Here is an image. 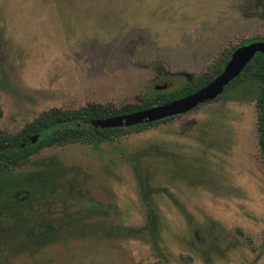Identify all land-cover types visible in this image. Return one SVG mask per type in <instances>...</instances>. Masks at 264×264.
<instances>
[{
    "label": "rangeland",
    "instance_id": "rangeland-1",
    "mask_svg": "<svg viewBox=\"0 0 264 264\" xmlns=\"http://www.w3.org/2000/svg\"><path fill=\"white\" fill-rule=\"evenodd\" d=\"M258 37L264 0H0V132L141 103ZM257 100L241 89L0 171V264H264Z\"/></svg>",
    "mask_w": 264,
    "mask_h": 264
},
{
    "label": "trees",
    "instance_id": "trees-1",
    "mask_svg": "<svg viewBox=\"0 0 264 264\" xmlns=\"http://www.w3.org/2000/svg\"><path fill=\"white\" fill-rule=\"evenodd\" d=\"M255 41H264V38H254L249 42H244L240 46ZM240 46L234 47L227 52H222L221 56L214 64L208 67L206 72L190 81H186L185 84L178 89L172 91L156 90L154 92H147L144 101L141 103L126 102L121 106H117L112 102H92L77 109L55 107L42 112L35 120L27 123L17 133L0 132V171L15 169L26 164L29 162L32 155L41 148L71 142H91L96 145L102 141H109L127 133L143 131L144 128L175 117L172 116L152 123L137 124L131 127L105 129H76L69 127L72 123L106 119L128 114L148 109L156 105L170 103L190 95L219 76L224 70L231 55ZM246 88H253L258 91L257 101L261 111L259 120V144L264 154V54L261 52H258L242 73L225 87L223 93L217 99L227 93L232 95L233 92ZM2 114L3 112L0 108V117Z\"/></svg>",
    "mask_w": 264,
    "mask_h": 264
},
{
    "label": "water",
    "instance_id": "water-1",
    "mask_svg": "<svg viewBox=\"0 0 264 264\" xmlns=\"http://www.w3.org/2000/svg\"><path fill=\"white\" fill-rule=\"evenodd\" d=\"M258 52L264 54V41H255L237 48L219 76L200 90L179 100L106 119L76 122L70 124L69 127L76 129L131 127L186 114L203 103L216 100Z\"/></svg>",
    "mask_w": 264,
    "mask_h": 264
}]
</instances>
